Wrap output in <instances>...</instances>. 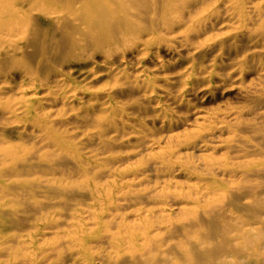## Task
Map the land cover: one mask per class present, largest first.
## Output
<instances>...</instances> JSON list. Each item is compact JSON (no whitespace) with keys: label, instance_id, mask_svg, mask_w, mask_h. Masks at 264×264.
I'll return each instance as SVG.
<instances>
[{"label":"rangeland","instance_id":"rangeland-1","mask_svg":"<svg viewBox=\"0 0 264 264\" xmlns=\"http://www.w3.org/2000/svg\"><path fill=\"white\" fill-rule=\"evenodd\" d=\"M66 1L39 0L41 11L31 13L35 20L57 14L63 15V21L52 25L51 29L39 30L38 39L31 41V36L26 35L32 34L31 29L24 28L13 38L14 43L0 45V159L6 155L10 158L0 165V264H83L87 260L80 252L79 239L83 236L78 231L79 226L73 227L81 220L87 232L97 230L88 241L92 264H264V43L243 42L235 49L231 47L230 51L213 47L197 52L204 43L202 39L209 36L201 34L192 35L190 44L185 47L180 38L167 37L169 45L166 47L157 48L152 42L143 52L142 45L149 40L145 33L127 37L123 41L129 42L125 44H115V40L108 38L118 28L99 22L91 14L79 16L80 19L72 22L79 24V31L64 27L66 21L71 22L76 17L74 10L72 16L66 8ZM17 2L20 0L9 3ZM84 5L87 3L76 7L83 10L91 6ZM222 21L219 19L212 24ZM58 24L63 27L56 29ZM214 29V33H226L220 26ZM3 34L1 31L4 37ZM87 38L101 44L106 41V44L95 47ZM84 44L89 48H84ZM13 47L18 56L10 59L7 52ZM78 52L85 55H78ZM108 55H111L109 59ZM119 71H126L130 78H138L141 71L151 76L161 105L167 108L173 122L162 128L153 113V103L143 100L139 94L117 95L115 102L126 109V128L147 136L153 143H145L139 135L127 137L128 130L120 132L122 138L119 137L109 154L104 156L107 161L103 166L113 164L118 171L124 172L123 178L128 183H131L133 172L138 171L139 182L135 190L139 195L149 193L155 183L159 185L164 180L176 191L189 195L191 192L194 197H191L193 201L170 202L167 212L171 220L164 224L160 222L163 216H159L160 206L152 203L129 205L123 213L129 225L119 229L115 241L107 239L106 232L96 236L98 229L88 219L90 197L83 191L82 178L61 184L46 177L50 174L47 167L58 166L55 161L61 151L54 147L55 142L49 144L51 148L45 142H39V129L31 125L32 121L25 120L24 100L20 97L22 91H26L21 87V81L28 72L37 73L43 80L45 87L41 93L46 87H61L71 81L80 90L76 92L79 105L57 95L42 99V107L37 110L39 117L46 119L48 126L58 132L59 136L52 140L74 144L64 157L67 165L56 167L55 178L60 179L58 174L65 172L66 167L84 164V158L94 153L95 145L82 138L81 132L86 129L76 130L73 125L75 117L80 115L78 109L83 107L81 111L84 112L89 103L92 104L88 96L100 99L99 93L112 89L116 79L114 74ZM192 71L201 74L204 80L184 86L185 76ZM82 92L86 94L82 96ZM25 95L30 97V91ZM73 108H76L74 112L71 111ZM9 112H17L19 120L16 116L8 118ZM214 113H229L223 121L234 125L235 131L243 130L250 143L245 146H252V149L243 146L242 149L247 151L238 153L224 146L196 152L185 145L178 146L175 140H168L169 136L187 138L195 131L196 117ZM76 131L79 137L72 140L70 137ZM225 138L228 136L224 133L221 139ZM52 151L58 152L51 156ZM169 152L173 158L171 167L164 174L150 171L152 163H157ZM204 163H215L225 171L234 172L228 175L224 169L215 170L212 180L201 168ZM25 164L42 168L26 172L21 170ZM193 167L197 172L190 170ZM99 171L98 168L94 173ZM49 179L51 183L48 184ZM99 180L101 184L114 181L106 177ZM215 192L207 201V197ZM179 206H184L188 215L198 217V221L179 227ZM79 210L84 213L81 217ZM54 226H58L56 230H49ZM108 227L110 233L117 235V229L114 226L111 229L112 223ZM216 229L218 235L214 232ZM197 247L200 248L197 250ZM228 248L235 251L232 258L228 257L229 253L217 257L229 251ZM120 253L118 258L116 254ZM214 256L217 258L209 263L208 257Z\"/></svg>","mask_w":264,"mask_h":264},{"label":"bare ground","instance_id":"bare-ground-1","mask_svg":"<svg viewBox=\"0 0 264 264\" xmlns=\"http://www.w3.org/2000/svg\"><path fill=\"white\" fill-rule=\"evenodd\" d=\"M9 2H11V0H0V45H10L14 43L13 38L17 35L19 30H23L24 28L31 29L32 34H26L28 37L31 36V41L33 40L32 38L38 39L39 30L43 28L51 29L52 25L63 21V15L58 16L57 14L52 17L51 15L44 16L43 18L35 20L31 13L40 10L38 7L39 0H20V2L14 4ZM86 3L87 5L84 6H91L87 9H83L84 11L82 8L76 7L77 4L83 5ZM65 6L69 9L72 16V10H74L76 17L71 22L66 21L64 27L75 28L76 31H79V24L73 25L72 22L80 19L79 16L87 17L91 14V17L94 15V19L97 18L99 22L104 21L108 24H112L114 28H118V31H114L108 38L110 41L115 40V44H120V42L125 44L129 42V40L123 41L127 37L134 38L145 33V35L149 37V40L142 45L143 52L146 51L147 46L152 42H155L157 48L162 46L166 47L168 44L167 37L175 39L180 38L185 47L190 44V37L192 35L196 36L201 34L203 37L209 36L206 37L205 40L204 38L202 39L201 42L204 43H199L202 46L196 49L197 52L213 47H218L219 51H230L231 47L235 49L243 42L251 45L264 43V0H67ZM219 19L223 21L218 24H212V22H217ZM44 22H46L47 26L43 24ZM67 22H69L68 25L66 24ZM99 22H97L96 25ZM100 25L105 27L101 23ZM218 26L222 27V30H225L226 33H214L216 30L214 28ZM61 27H63V24H58L56 29H60ZM1 31L4 32V37L1 36ZM87 41L95 47L106 44V41L101 44L97 42L96 39L90 38H87ZM194 43L197 44L195 41ZM83 47L89 48L87 44H84ZM16 48L23 49L20 47ZM16 50L17 49L13 47L9 53L7 52V57L13 59L18 56L16 55ZM78 53H80L78 55H85V53ZM207 53L209 52L207 51ZM106 57L109 59L111 55ZM111 70L115 71L114 68ZM115 74V85L109 90L110 92L106 91L99 93V95H102L100 99L97 98V96H88L92 104L89 103L90 105L86 107L84 112L81 111L83 107L79 108L78 110L80 112L78 113H80V115L75 117L73 123L76 130L81 128L86 129L81 132L83 133L82 138L95 145L93 155L89 153L90 157L87 156L84 158V164H72L71 167H66L65 172L61 171L58 174L60 179L55 178L56 172L58 171L56 167L67 165L64 159L67 157L66 154L72 150L74 144L70 141L57 142L52 140L54 137L59 136L58 132L48 126V121H46V119H41L39 117L37 110L42 107V105H40L42 99L52 96L55 97L57 95H61L60 97L65 101H70L72 104L77 103L79 105L80 103L76 94L79 90L78 86L71 81L68 84H62L61 87H46L43 93H41V89L45 87L42 82L43 80L38 77L37 73L32 74L28 72L25 75V80L21 81V87L26 91H22L23 96H21L20 99L24 100L22 103L25 105L23 107L24 113L26 114L25 120L32 121L31 125L39 129V133L41 134L39 136V142H45L48 148H51L49 145L52 144L51 142H55L53 143L54 147L57 148L58 151H61L55 161L58 162V166L52 168L47 167V169L50 170V174H46V177L54 179L52 182L61 184L75 178H82L84 181L83 191L89 193L88 195L90 197L88 206V213L90 216L88 215V219L92 222V225H95L97 227L96 229H98V234L96 236L100 235L101 232H106V234H108L107 239H114L116 241V238L120 234L119 229L129 225L123 215L129 205L135 207L137 205L152 203L160 206L159 216L163 215L161 216L160 222L164 224L171 220V216L167 212V206L170 202L174 203L179 200L193 201L191 197L194 196H192L191 192H189V195L183 191H176L171 187L169 181L167 182L164 180H162L159 185L155 183L153 189H151L149 193L139 195L135 190L139 182L137 181L138 171L133 172L131 183H128L129 181L123 178V175L125 176L124 172L118 171L113 164L103 166L107 161V158L104 159V156L109 154L113 145L118 141L120 132L130 131L127 137L132 136V134L139 135L132 130V128H126L127 123L124 121L126 109H124L125 107L121 103L115 102L117 95L128 97L132 93L139 94L143 100L145 99L153 103V113L156 115L155 118L160 121L162 128L173 122L172 116L168 117L167 108L161 105L160 96L155 92L156 89L151 76L144 75L143 71L140 72V78H130L129 75L126 74V71H119ZM185 79L184 86H190L194 81L204 80L201 74L196 75L194 71L187 74ZM4 85H6V87L8 86L7 83ZM27 91L31 93V96L28 98V95H25ZM85 94V92L81 93L82 96ZM74 110H76V108H73L71 111L74 112ZM19 113L22 112L19 110ZM229 115V113H214L211 115L198 116L194 119L195 131H193L190 136L185 139H177V137L169 136L168 140H170V142L175 140L178 146L185 145V147H189L196 152H206L207 149L215 150L224 146L238 153L243 151L246 152L247 150L242 149V147L250 143L247 141L248 139L245 132L243 130L235 131L234 129L236 127L234 125L226 124L225 121H223V117ZM8 116V118H14L16 116L15 118L19 120L17 112H9ZM238 116L237 114L236 117ZM235 120H237V118H235ZM71 124L72 123H68L67 125ZM91 128H95L97 131L93 132ZM78 133L79 132L76 131L73 137L70 138H72V140L78 139ZM224 133L227 134L228 138L221 139ZM231 134L232 136L229 137ZM139 136H141V140L145 143H153L152 139L147 136ZM4 139L7 140L8 137ZM245 147L247 149H252V146ZM58 151H52L50 155L53 156L57 154ZM9 155L15 156L12 154ZM31 156L36 157L34 154H31ZM9 159L8 155L4 156L0 159V165L5 164V161ZM35 159L37 160V158ZM172 159L171 152L164 153L157 163H152L150 171L163 173L168 167H171ZM41 168V166L35 164H25L21 167V170L23 169L26 172H31L33 169L37 170ZM98 168L100 171L94 173ZM195 168L193 167L190 170L195 172ZM201 168L205 170L204 174L211 177L212 180L215 170L224 169V172H228V175H232V172H234L225 171L226 169L224 167H218L215 163H204ZM181 169L186 172L189 171L184 166H181ZM101 177L114 179V181L101 184L99 183L101 181H98ZM205 180L206 179L203 177V182ZM47 183H51V180H47ZM216 193L217 192L210 194L209 197H207V201L210 200V196L212 197ZM80 210L79 217L84 214ZM178 210L177 214L181 215V225L179 224V227H184L186 224H193V222L196 223V221H198V217L186 213L184 206H179ZM105 218L110 221H105ZM111 223V229L114 226L118 231L117 235L109 232L108 225L111 226ZM78 226L80 228H78ZM57 227L58 226L51 227L49 230H56ZM73 227L78 228L79 233L83 236L79 239L81 243L80 252L83 254L84 258L87 257V260L83 261V264H92V260H90L91 248L88 246V241L92 233L97 232V230L91 229L87 232L83 220L73 225ZM40 230H42V226ZM214 232L218 235V229ZM99 240L103 239L99 238ZM59 248L66 251L69 250L66 247ZM199 248L200 247H197V250ZM228 249L229 251L222 252L220 255L218 254L217 257L220 258L229 253L228 257L232 258L235 255V251L231 250V248ZM120 250L121 246H119L118 252ZM129 250H132V247ZM116 255L120 258L121 253ZM215 256L213 258L208 257L209 263L217 258ZM228 257L223 258L225 259Z\"/></svg>","mask_w":264,"mask_h":264}]
</instances>
